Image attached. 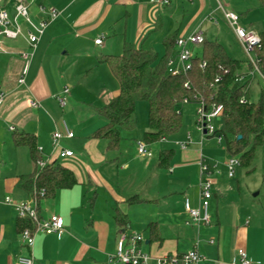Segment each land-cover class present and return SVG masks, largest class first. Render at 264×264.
<instances>
[{
  "label": "crops",
  "instance_id": "0c3cea01",
  "mask_svg": "<svg viewBox=\"0 0 264 264\" xmlns=\"http://www.w3.org/2000/svg\"><path fill=\"white\" fill-rule=\"evenodd\" d=\"M149 1L27 0L28 11L36 20H48L47 15L39 12L41 4L55 7L60 15L49 24L38 44L26 87L18 84L23 67L20 53L28 49L25 24L22 23V37L4 41V46L13 53H0V87L5 94L0 107V162L9 151L13 163L8 174L4 171L6 168L0 173V194L4 195V199H0V264H15L21 256H32L34 264H117L110 259L116 253L121 231L141 233L139 235L145 239L141 249L151 256L150 264H157L158 258L181 256L195 249L204 258V264H241L239 250L245 251L253 264H264V216L240 190L236 200L231 197V185L229 190L224 189L222 182L229 183L233 179L228 177L225 167L230 158L226 150L215 153L205 149L202 138L201 142L194 141L184 150L176 143L164 147L172 151L169 167L164 170L159 167V157H139L133 141L135 133L122 131L121 149L113 151L112 161L108 162L105 157L107 142L92 138L99 124L86 132H79L78 138L74 135L72 139H62L60 147L74 152L76 155L72 158L58 159V151L53 150V133H64L63 123L59 121L63 110L56 97L66 86L72 87L71 82L76 76V72L70 70L71 65L66 66L64 55L59 53L68 48L61 44L63 38L91 43L92 39L88 38L92 36L95 40L101 36L105 41L108 36L118 37L120 34L123 49L125 42L137 46L135 42L145 37V44L141 47L156 52L162 49L164 53L166 38L189 36L200 30L205 34V22H212L208 4L211 0H172L164 8L152 6ZM0 8L12 13L13 4L4 1ZM225 8L233 11L234 6L226 2ZM206 14L209 17L202 19ZM19 21L21 23V19ZM244 28L259 35L264 33L255 25ZM110 45L112 42L95 46L108 50ZM88 68L82 70L85 72ZM117 95L118 91L107 101ZM32 100L40 102L42 108L32 109L29 106ZM191 104L196 110L197 104L188 105ZM182 131L176 137L183 135ZM14 133L35 135L43 160L63 164L78 180L73 189L59 191L54 198L41 202L40 216L43 219L60 216L64 220L65 233L61 237L38 234L32 250L20 238L16 211L5 203L7 197L17 201L31 199L20 188L19 179L32 174L34 164L27 148V152H23L22 148L14 146ZM188 135L191 137L190 133ZM181 138L178 141H187L184 135ZM151 147L153 144L148 145L149 150ZM201 158L210 166L217 164L219 174L212 176L213 198L208 210L210 224L196 226L191 223L185 204L188 201L191 209H200ZM209 158L221 162L209 161ZM2 174L6 175L4 179ZM133 196H138L141 202L130 205L128 200ZM118 212L127 219L126 229L120 230L116 223Z\"/></svg>",
  "mask_w": 264,
  "mask_h": 264
},
{
  "label": "trees",
  "instance_id": "16d2710c",
  "mask_svg": "<svg viewBox=\"0 0 264 264\" xmlns=\"http://www.w3.org/2000/svg\"><path fill=\"white\" fill-rule=\"evenodd\" d=\"M264 8V0H258ZM261 49L256 55L264 75V33L260 35ZM178 35L164 40V53L146 50L125 42L121 56H103L99 62L107 64L118 83V95L109 99L102 107L95 108V114L105 121L92 138L107 142L108 151H119L122 146V131H133L137 126L136 105L147 102L149 107L148 130L143 141L147 145L156 144L164 138L178 136L183 128L181 114L182 102L187 98L191 103L202 100L206 110L214 105L223 106L221 127L217 134L230 157H239L240 167L246 174L254 171L257 155L264 147V103L247 102L246 90L249 81L244 74V66L228 56L223 46L216 41L205 40L201 54L193 59L192 70L180 76L168 73V62L174 56ZM202 62L206 63L201 68ZM249 71L252 69L248 62ZM221 70H218V67ZM220 76L222 79L215 83ZM188 84V88L185 87ZM244 99L245 104L240 101ZM16 148H27L34 171L21 176L20 188L28 193L39 206L43 200L54 198L59 191L73 189L78 185L74 173L58 162L49 163L40 169L38 162L43 160L39 152L37 137L28 133H14L12 138ZM172 159V151L166 150L159 155V167L167 169ZM141 202L138 196L128 200L130 205ZM116 223L126 229L128 222L119 212ZM20 231L31 228L26 220L18 219ZM122 232V231H121ZM204 264V263H203ZM209 264V263H207Z\"/></svg>",
  "mask_w": 264,
  "mask_h": 264
},
{
  "label": "built area",
  "instance_id": "2783aa9c",
  "mask_svg": "<svg viewBox=\"0 0 264 264\" xmlns=\"http://www.w3.org/2000/svg\"><path fill=\"white\" fill-rule=\"evenodd\" d=\"M6 1L7 4H13V11L16 13L15 17L12 16L9 10L5 8H0V53L12 54L5 46V40L15 41L22 37V23L20 19L23 20V24L27 27V32L25 40L28 44V49L21 52V60L23 63L22 71L18 80V84L21 87H26V79L29 74L30 66L35 56L38 44L41 38L46 32L49 24L54 22L60 15L58 10L53 6L39 5V12L43 16H48V20L42 18L40 20H34L28 11L29 4L27 0H0V7L2 2ZM188 1V0H187ZM190 1V0H189ZM218 4V9L223 14V18L229 27L234 32L239 44L241 45L243 51L245 52L252 69L249 71V76L253 77L255 74L261 77L264 84V75L262 74L256 52L261 49V39L257 32L253 30H248L240 24V17L233 11L227 10L224 5V0H215ZM172 0H150L149 3L152 6L158 8H164L170 5ZM12 11V12H13ZM103 37L95 40V45L102 46ZM205 42V37L203 32L196 31L189 36H179L175 43V56L171 58L168 62V73L172 76H180L186 74L192 70L193 59L196 57L195 48L202 46ZM206 66L205 62H202L201 68ZM221 70L219 66L217 68ZM221 77L218 76L215 79V83L221 81ZM188 88V84H185ZM71 89L66 86L61 95L56 97V101L60 109L64 110L67 107L68 99L71 94ZM5 94L0 87V107L4 102ZM191 102L185 98L182 102V106L188 105ZM241 104H245L246 101L242 99ZM196 108V128L202 135V139L208 137H216L218 143L223 142L222 136L217 134L218 130L214 125L213 121L216 119H221L223 114L222 105H214L210 110H206L205 104L202 100L197 101ZM29 106L32 109H41L42 106L40 102L32 100L29 102ZM64 133L60 131H55L52 135V145L53 150L59 152V158L62 160L72 158L74 156L72 151L62 149L60 143L62 139H72L74 138V133L68 129V127L63 123ZM14 131V128L10 129ZM166 141V138L162 139ZM192 143L191 137L188 135L187 141L178 142L177 145L181 149H186L188 145ZM137 154L141 158L151 159L153 153L148 149V145L143 140H138L136 142ZM42 152L41 148L38 149ZM50 161V160H48ZM45 160H40L38 162V167L40 169L45 168L49 162ZM225 167L227 169V175L229 178H233L235 175V170L240 167V160L237 157H230L226 163ZM199 173H200V199L201 205L200 209H191L189 202L186 201V211L189 214L191 223L196 226L209 225L210 216L208 213L210 202L213 198V181L212 176L214 174H219L218 165L214 164L210 166L206 159L201 158L199 162ZM5 203L12 207L17 215L18 219L26 220L31 224V228H25L20 231V238L24 244L30 250L33 249L35 244V239L38 234L44 235H57L61 237L65 233L64 220L58 216L54 215L49 219H43L38 210L37 204L33 199L26 201H17L11 197L5 199ZM190 223H187L189 225ZM143 238L141 235L136 233H128L123 231L119 234L116 253L110 259V261L116 262L117 264H148L152 258L149 254L142 251L141 245L143 244ZM213 243V242H211ZM239 257L241 264H253L247 258L245 251L239 250ZM204 258H202L198 251L192 250L181 256L170 255L164 256L157 259V264H202ZM15 264H34L32 256H21L17 258ZM262 264V263H255Z\"/></svg>",
  "mask_w": 264,
  "mask_h": 264
},
{
  "label": "rangeland",
  "instance_id": "374dc122",
  "mask_svg": "<svg viewBox=\"0 0 264 264\" xmlns=\"http://www.w3.org/2000/svg\"><path fill=\"white\" fill-rule=\"evenodd\" d=\"M226 2L234 6L232 10L240 17V23L243 27L255 25L260 31L264 32V8H261L256 0H224V5H226ZM208 4L211 6L209 14L212 22L207 21L204 24L203 29L206 30V33L204 34L205 38L219 42L229 57L243 64L245 74H248V58L243 49L239 46L232 33V29L225 22L223 14L218 9V4L215 0L209 1ZM34 11L36 10L34 9ZM208 15L206 14L203 16L202 19L204 17V19H207L209 17ZM213 21L217 22V24ZM21 23H23L22 19ZM88 39H92L91 43L73 40L72 37L63 38L61 44L67 45L68 48L66 50L61 49V51H59V53L64 55L66 58V66L68 67L71 65V72H76V76L71 82L72 87L69 86L72 97L68 99L67 107L63 110V114L61 115L62 118H60L59 121L64 123L69 130L72 129L76 138L80 137L78 136L79 132H86L88 131V128L96 127L98 124L100 125L97 127L99 129V127L101 128V126L105 124V121L95 114L94 109L102 107L106 103L108 97L113 96L116 91H118V83L111 74L108 65L101 64L99 62V58L109 55L121 56V44L123 38L121 39L119 34L118 37L108 36L106 40L104 39L105 41L103 42L107 44L112 42V45H110L108 50L97 48L94 45L95 39L93 36ZM144 40L145 37L144 39L137 40L135 43L138 47H141V45L145 44ZM65 51L67 53L63 54ZM195 52L197 54H201V46L197 47ZM157 53L162 55V49L158 50ZM83 67H89L86 69L87 72L82 70ZM247 80L249 81L246 90L247 101L250 103H257L261 100L264 103V84L261 77L255 74L253 77L248 76ZM148 114L149 107L147 102H138L136 105L137 126L135 130L129 131L135 133L136 137L133 140L135 143L138 140H143L144 134L148 130ZM181 114L183 118L182 132L185 138L187 139L188 133H190L192 142H201L202 135L196 128L197 115L195 105L191 104L182 106ZM213 125L217 129H220L221 119L214 120ZM73 126H75L76 129ZM7 133L10 134L9 132ZM181 136L166 138V142L160 141L153 144L154 147L150 148L153 153V158L157 159L160 153L166 150L164 147L175 146L176 143L182 142L178 141L182 139ZM203 141L202 147L204 146L205 149L208 148L215 153H220L219 150L222 152L226 150L225 143L222 142L219 144L216 137L204 138ZM21 150H23V152H27L25 148H22ZM73 154L76 155L74 152ZM113 154V151H108L107 149L105 150V157L108 162L112 161ZM57 156L58 159H60L59 152ZM228 156L230 157L229 154ZM11 157L12 153H9L8 151L4 160L0 162V173L4 170V168H6L4 171H7V174L11 170L13 165V163H11ZM210 159L211 158H209V161L218 160L221 162V160L216 158ZM254 167V171L249 174H246V170L244 168L239 167L235 170V175L233 179L229 180V183L225 181L222 183L225 190H229V186L231 185V189L233 190L230 192L231 197H234L236 200L238 198L237 191L240 190L243 197H247L249 203H252L253 206L256 207V210L264 216V147L260 149L257 159L255 160ZM5 177L6 175L4 176L2 174L1 178L4 179ZM254 195H256V197H254ZM0 199H4V195L2 196L0 194ZM142 238L144 241L145 239L143 236ZM148 264H150V262Z\"/></svg>",
  "mask_w": 264,
  "mask_h": 264
},
{
  "label": "water",
  "instance_id": "95a60500",
  "mask_svg": "<svg viewBox=\"0 0 264 264\" xmlns=\"http://www.w3.org/2000/svg\"><path fill=\"white\" fill-rule=\"evenodd\" d=\"M11 14H12L13 17H15V15H16V13L14 11Z\"/></svg>",
  "mask_w": 264,
  "mask_h": 264
}]
</instances>
